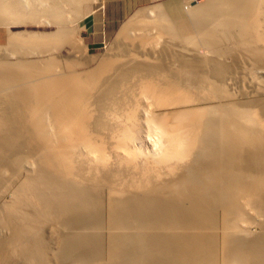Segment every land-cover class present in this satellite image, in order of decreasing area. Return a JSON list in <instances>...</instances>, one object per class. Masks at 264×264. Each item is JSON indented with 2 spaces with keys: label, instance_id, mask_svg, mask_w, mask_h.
<instances>
[{
  "label": "bare ground",
  "instance_id": "obj_1",
  "mask_svg": "<svg viewBox=\"0 0 264 264\" xmlns=\"http://www.w3.org/2000/svg\"><path fill=\"white\" fill-rule=\"evenodd\" d=\"M90 1L0 0V264H264V0L141 9L75 67Z\"/></svg>",
  "mask_w": 264,
  "mask_h": 264
},
{
  "label": "rangeland",
  "instance_id": "obj_2",
  "mask_svg": "<svg viewBox=\"0 0 264 264\" xmlns=\"http://www.w3.org/2000/svg\"><path fill=\"white\" fill-rule=\"evenodd\" d=\"M202 1L203 0H94L84 3L78 16L80 23L77 21L75 24L80 25L78 35L81 37V44L84 42L88 43L89 50L85 52H78L76 57L72 59V64L77 67L83 63L84 60L81 59L83 54L85 59L93 56L91 54H96L97 56L103 55L105 59L110 62L114 59V65H118V63L119 65H122L120 60L127 52L124 45L137 42V35L142 32L140 29L143 28V26H153L150 21L145 20L142 22V25L138 23L139 25L136 26L134 24L127 23L130 28L127 29L126 26L124 27V24L128 19L134 18L136 11L161 5L168 16H171L173 19L178 21L179 19L185 18L184 10L186 4L193 5L197 4V2L201 3ZM39 28V26L34 24H28L25 26V29L29 31L37 30ZM137 28L139 29L137 30ZM2 31H0V35L3 36ZM130 31L133 34H131ZM235 42V38L224 41V44L228 48L226 49V54L228 55L225 58L229 60L228 64L231 65V68L221 67L220 69V72L232 76L233 84L228 82L223 83L226 90L229 92L233 90L231 86L242 88L241 82L235 83L234 74L238 71L237 66L239 63L250 58L249 53L246 55L241 54L240 56L235 55L236 50L233 47ZM165 51V49L160 50L157 53V57ZM241 51H243V49H241ZM60 52L65 55V48L63 47ZM197 52L199 53L200 60L194 68L198 72H204L205 70H208V64H206V62L212 58L210 57V53L212 54V52L201 46H197ZM92 65L93 64H90L89 67H92ZM144 65L148 66V63L145 62ZM124 66L129 68L133 65H130L129 63ZM189 67L190 66H185V68ZM79 69L80 68L77 70ZM107 72L108 74H113L112 70H108ZM126 74H128V72H126L125 75ZM207 75L209 76V74ZM126 76V79H135V77L140 76V74H128ZM100 112L102 113L103 110Z\"/></svg>",
  "mask_w": 264,
  "mask_h": 264
}]
</instances>
